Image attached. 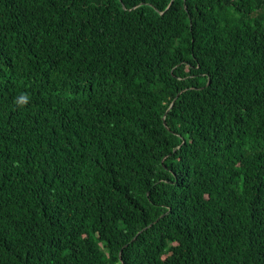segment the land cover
<instances>
[{
  "label": "trees",
  "instance_id": "obj_1",
  "mask_svg": "<svg viewBox=\"0 0 264 264\" xmlns=\"http://www.w3.org/2000/svg\"><path fill=\"white\" fill-rule=\"evenodd\" d=\"M0 264H264V0H0Z\"/></svg>",
  "mask_w": 264,
  "mask_h": 264
}]
</instances>
